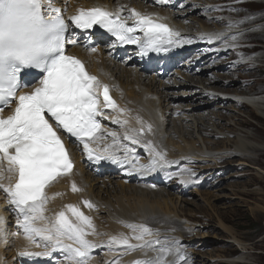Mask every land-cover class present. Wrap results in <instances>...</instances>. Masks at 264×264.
I'll return each mask as SVG.
<instances>
[{
    "label": "snow or ice",
    "instance_id": "6c2138e0",
    "mask_svg": "<svg viewBox=\"0 0 264 264\" xmlns=\"http://www.w3.org/2000/svg\"><path fill=\"white\" fill-rule=\"evenodd\" d=\"M34 2L42 16L48 18L49 27L54 32V43L50 51L56 56L47 70L46 78L39 85H34L30 93L21 92L23 87L17 83L16 76L18 68L6 80L0 77V190L6 194L10 210L16 217L17 228L23 232L28 242L19 251L20 256L51 258L54 252H60L63 254L61 264H89L92 250L101 246L88 239L91 235H100L92 218L76 205L65 206L66 210L60 211L54 217L46 215L48 202L55 198L49 197L46 190L58 178L71 175L74 169V162L60 135L61 130L82 145L89 160L97 163L107 160L127 167L129 175H146L173 162L168 160L167 152L152 140L141 138L145 131L152 132L151 124H147L146 129L128 128L123 134L125 140L144 148L149 156L147 164L141 163L135 149L122 144L115 132L107 133L113 138L112 143L101 147L105 135L102 134L104 130L100 118H111L114 123L125 127L129 125V120L121 119V115H126L129 110L119 107L110 95L109 86L89 74L80 59L66 54L69 45L75 46L78 43L69 34L70 27L90 30L99 26L114 38L112 47L134 45L142 57L150 53L168 52L172 47L191 41L181 38L180 33L167 24L158 22L153 14H143L135 9L131 10L130 15L122 17L120 11L112 13L100 7L87 10L81 8L65 19L54 0ZM169 2L170 0H159L161 4ZM210 10L220 11L221 8L215 6ZM208 11L206 9V14ZM130 19L134 21L131 25L127 23ZM235 26L232 22L228 24L229 29ZM225 37V32L202 33L200 36L209 42H224ZM230 39L236 41L238 37L232 35ZM84 46L92 54L99 51L90 38ZM230 46L236 45L225 42V47ZM13 104L15 107L12 114L4 118L2 113L5 108ZM106 109L116 115L109 116ZM136 120L144 124L139 116ZM181 182H185L183 178ZM71 189L73 192L82 191L75 182ZM83 203L90 209L96 207L89 200ZM120 223L131 229L132 235L119 233L111 236L104 242L109 250L124 249L123 254L144 251L146 258L135 261L134 264H187V253L178 239H160L158 230L144 223ZM6 225V218L0 216V239L4 242L8 235ZM14 234L19 236L20 231ZM32 246L44 250L30 251ZM148 251H153L156 255L149 258ZM169 257L173 259L169 261ZM111 264H120V260L117 259Z\"/></svg>",
    "mask_w": 264,
    "mask_h": 264
},
{
    "label": "rangeland",
    "instance_id": "374dc122",
    "mask_svg": "<svg viewBox=\"0 0 264 264\" xmlns=\"http://www.w3.org/2000/svg\"><path fill=\"white\" fill-rule=\"evenodd\" d=\"M182 1H187L186 8L188 10L196 6L199 9L198 11L201 12L206 5L207 7L214 5L226 7L213 12L222 15V18L225 19L220 18L217 21L221 22L219 30L224 31L227 35H235L238 39L231 41L228 38V44L236 45L235 47L230 46L232 50H229L232 56L228 61H231L230 63L234 62L231 64L233 67L228 66L226 68H230L227 71H214L211 76H206L204 80L211 85L209 88L206 89L199 83H195L191 89L176 90L185 101L190 99L189 102L182 105L183 108H189L187 106H191L193 103L203 107L204 102H200L201 100L196 101L203 94L209 93L215 98H221L226 102L218 104V111L215 107L214 111L207 110L204 112L205 117L210 119L208 123H204L206 126L204 129H207V131L198 132L195 125L191 129L192 132L184 133L185 136L188 135L187 139L189 141H196V148L200 153L203 151L202 154L206 158H202V162L199 163L194 161L189 164L183 163V166L181 165L179 168L176 166L171 167L170 172L173 175L168 180V184L171 185L161 184L157 188L154 185V189L143 188L148 190L145 193H151V198L158 203L162 204L164 199L167 202L169 201L168 206L171 207V211H174L171 213L165 212L167 210L163 208L164 205H161L160 208V205H155L154 208L158 210V215H167L173 220L180 221L178 226L172 224V222L157 221V223L163 225L150 227L158 230V238L178 239L187 253V264H264V152H262L264 151V107L260 106L261 110L258 109V111L250 108L241 103L242 101L239 99H242L241 96L226 93L223 90H227L222 84L212 83L213 76L217 79L221 76L224 80L221 82H235V86H231L230 90L235 89L237 91L232 93L244 95L246 92L251 94L254 92L255 97L251 99L264 102V58H260L264 54V0H180L178 5ZM178 5L176 7L177 13H179ZM229 5L230 7H227ZM208 13L206 14L205 10L204 15H209ZM198 15L201 17L195 15L189 17L194 20L196 30L199 28L198 23L208 20L201 13H198ZM253 20H256V22ZM217 22L211 23L216 26ZM229 22L236 26L229 29ZM208 29L212 30L213 26ZM257 44L263 48H251ZM237 51L238 53H236ZM227 54L228 52L224 56H220L222 57L221 60H224L225 57L227 60L229 57ZM189 56H186L185 59ZM189 60L191 59L189 58ZM186 63L190 65L192 62L187 61ZM230 63L222 61L221 64ZM207 65L203 67L207 68ZM184 70L182 63L181 67L174 68L170 72L169 82L174 85L183 82ZM201 78L196 77L195 79ZM148 86L149 82L143 85L145 88ZM153 100L159 101V98H153ZM212 112H214L213 115ZM193 114L190 113L192 116ZM176 127L178 126L174 123V130ZM203 139L218 144L210 145L208 142L204 143ZM186 145L189 148L192 147L190 142ZM247 145L259 149L258 152L241 151L240 148L246 149ZM180 146L184 147L185 145L181 143ZM227 147L231 153L237 151L248 156L247 158L244 156L226 157V160L219 161L212 158L213 156H230V152L227 153L223 150ZM176 151L178 152V150ZM170 153L168 155L169 160L174 156H184ZM200 153L195 151L197 155H200ZM241 162L243 164H240ZM182 169L190 171L182 172ZM182 178L185 182H181ZM103 181L105 180H101V183ZM112 184V182L109 184V190L112 189L110 190L111 193L115 191L116 187L111 186ZM159 192L161 195L154 196ZM107 198L111 204L115 201L113 195L109 197V194H107ZM149 209H152V207ZM152 210L154 211V209ZM99 211L93 212L90 216L96 218L97 221L99 220L95 226L96 228L101 230L104 227L107 230L109 219L106 208ZM11 234H13L12 231ZM11 237L15 239L14 235H11ZM172 259L173 257L169 258L170 261ZM100 261V263L104 262L103 260Z\"/></svg>",
    "mask_w": 264,
    "mask_h": 264
},
{
    "label": "bare ground",
    "instance_id": "6f19581e",
    "mask_svg": "<svg viewBox=\"0 0 264 264\" xmlns=\"http://www.w3.org/2000/svg\"><path fill=\"white\" fill-rule=\"evenodd\" d=\"M127 2L128 0H124L123 3L129 4ZM170 2L172 3L173 0H170ZM54 3L56 4L57 7L61 8L62 13L66 15L77 13L81 8L87 10L93 7L109 8V6L113 7L115 5L117 6L120 5L121 10H126V7L122 5L121 1L116 2V0H54ZM130 3L137 4L138 6H134V7H139L140 10H146L148 8L158 10L157 12L152 11L153 14L156 16L167 15V13L162 7L163 4L159 3V0H151V1L150 0H130ZM227 7H230V6H227ZM198 10L199 9H194L190 11L188 9H185L181 11V13L179 14L181 15L187 14L186 16L188 17H190V15L201 17L200 15H198V13H201V11H198ZM130 12L131 10L127 11L126 15L127 16L130 15ZM181 20L183 21L184 18H182ZM187 20L189 19H185L183 22H186ZM253 21L256 22V20H253ZM217 23L221 24L220 21ZM197 26H199L198 29L200 30L210 31L208 28H210L211 26H215V25H213L211 21L203 20L201 23H198ZM216 30H219V29H216ZM69 34L73 38L77 39V41L81 37L80 35L75 34V33H69ZM84 45H85L84 43L79 42L77 45L72 46L71 50L78 52L81 55H84L85 60L88 64V67L90 68L92 72L99 75V78H102L105 75H112L111 79L113 80V84L118 87V95L120 97L118 101H119L120 108L129 110L126 115H121V119L129 120L128 126L121 127L120 125L114 123L112 119H110V123H108V126L103 128L104 131L102 134L105 135V139L101 142V144H103L101 145V147H103L106 144H111L113 141V138L107 135L108 132L117 133L119 135L120 142H121L123 138V134L128 128L139 129L141 127H144L146 129L147 124H151L153 132L157 133V135L159 136L158 139L164 142L166 151L171 150L170 152L175 153V155H182V156L184 155L186 156V158L192 154L193 156H195V158L193 159L192 155L190 157L192 158V160H194L197 163L202 162L203 160L202 158H206V156L202 154L204 152L201 150L202 152L200 153L199 150L196 148V141H193V140L189 141V139H187L188 135L185 136L184 133L192 132L191 129L195 125H196V128L198 129V132L207 131V129H204V127L206 128L204 123H208L210 119L205 117L204 112L207 110L214 111L215 107H216V110L218 111L219 110L218 104L221 102H226V101H224L221 98L217 99L212 94H203L202 96H200L201 95L200 94L199 95L200 97L196 102L200 100H201L200 102H204L205 104L202 105L203 107H201L200 105H194L193 103L191 106H187L189 108H186V107L183 108L182 105L189 102L190 99H187V101H185V99L182 98V95L177 93L176 90L191 89L193 87V84L195 83H199L200 85L204 86L206 89L209 88L211 85H209V82L204 80V78L206 76H209V74H211L210 71L211 70L216 71V72L227 71L230 67H233L231 66V64L234 63L233 61L232 63L226 64V65L213 64V61H214L212 57L213 54L208 52L204 58L197 59V60H198V64L202 65V67L206 64L211 63L212 66L210 67V71H208L207 69L206 70L203 69L204 67L201 69L190 67L188 70L189 75H186L185 82L184 81L179 82L177 87H173V85H171L169 81H168L169 83L165 81L163 82L162 80L160 81V79H157L156 77L153 78L147 75H142V69H145V67L143 65L140 66L139 62L135 58L127 59L125 62H120V57L115 56L113 51H110L108 48L99 49L97 53L92 54ZM211 46L216 47V45H213V44H211ZM253 47L263 48L259 44L254 45L251 48ZM204 48L205 46H203V43L198 42L196 45L192 47L193 50L191 51L192 53H196V52H200ZM229 50H232V49L229 48ZM226 52H228L227 56L230 57L231 54L229 53V51H222L219 54L218 58L220 56H224ZM175 55L176 53L171 54L170 52H161V54H159L156 58V63L157 64L164 63L165 58H171L172 56H175ZM263 55L260 56V58H264ZM220 59H222V57H220ZM224 60H226V57ZM112 64H116L115 65L116 68H114ZM136 65H139V66L136 68ZM228 66L230 67L227 69L226 67ZM132 68H136V69L132 70ZM196 77H202V78L195 79ZM212 78H213L212 83H218L219 85L222 84L225 87L227 91L223 90L224 92L236 94L237 96H241L242 99L241 98L239 99L242 101V102L240 101L242 104H245L249 106L250 108H254L257 111L258 109H260V106L264 107L263 101L251 99L255 97L253 94L254 92L252 94L246 92L244 95L232 93L233 91L235 92L237 91L235 89L230 90L232 87L235 86V82L230 81L231 84L228 82H221V81H224L221 76H219L218 79L215 76H213ZM146 82H149V86L147 88L143 87V85ZM110 90L113 91V88L111 87ZM257 95L256 97H258ZM153 98H157V99L159 98V101L158 100L155 101L153 100ZM191 100H193V98H191ZM183 110H185V112ZM190 113H194L193 114L194 118H192L193 116L190 115ZM200 113H202L203 115ZM255 113L257 112L255 111ZM213 114L214 112H212V115ZM196 115H198V117H196ZM137 116H139L142 119V121L144 122L143 125L137 122L136 120ZM174 123H176L178 126L176 127L175 130L173 128ZM115 129H118V130H115ZM146 136H148V133L145 131V136H143L142 139H146ZM125 141H126L125 143L129 142L128 140H125ZM188 142H190V145L192 147L189 148L188 145H186L188 144ZM203 142L204 143L208 142L210 145L218 144V143H212L208 140H204ZM181 143H183L185 146L184 147L180 146ZM225 146L226 145L224 144V147ZM68 149L74 161V169L71 175L58 178V180L54 182L46 190L47 194L48 195L50 194V197H55L54 201L53 202L49 201L48 202L49 205L47 204L46 206L47 208L46 215L48 217H54L52 213H56V212L59 213L62 210H66L65 206L67 205H76L84 212L85 215L93 218L92 216H90L91 214H89L88 211H94L95 208L90 209L83 203V201L89 200L98 208V211L100 209L103 210V208H106V211L108 213L107 217L109 221L107 224L108 226L107 230H105L104 227H102L101 230L99 228H96L97 233H99L100 235H91L88 237V239L95 241L96 239H100L101 236H104L103 237L104 242L108 241L111 236L118 235L119 233H125L128 235H132L131 229L125 227L124 224L120 223V221H127V222L137 223V224L144 223V224H147L149 226H154V227H159L160 225H163L161 223H157V221L172 222V224H175L176 226L180 224L179 223L180 221L173 220L171 217H168L167 215H164V216L158 215L157 214L158 210H155L154 208L155 205H158V206L160 205L159 208L161 207V205H164L163 208L167 210L165 212H170V213L174 212V211H171V207L168 206L169 201L167 202V200L164 199L162 204L158 203L157 201H155V199L153 200L151 198V195H152L151 193L150 194L145 193L148 190L143 189L145 190L143 191L139 189L140 187H136L133 185H125L124 183L120 181L116 183L114 182L115 179H112L113 184L111 186H116L118 188L115 187V191L111 193L110 190L112 189L110 188L109 190L110 183L105 182L106 180H109V179H106L102 183L100 180L101 178L105 177L106 171H108V170H105L106 161L104 160V161H100L99 163H97L95 161L89 160L82 150V145H80L76 141L68 145ZM240 149L241 151L244 150V152H246L247 150L248 152L249 150L258 152L259 150L251 146H248L246 149H243V148H240ZM176 150H178V152ZM223 150H225L227 153L230 152L229 153L230 156H226V155H224L223 157L213 156L212 158H214L215 161H219L223 159L226 160V157L231 158V157H236V156H244L247 158L248 156V155L239 153L237 151H232L231 153V151L228 150V147ZM121 151L123 150L121 149ZM195 151L200 153V155L195 154ZM240 164H243V163L241 162ZM87 168L94 170L96 178L87 173L86 171ZM118 169H120V166L117 165L114 167V172L112 176L118 175L121 178H123L124 174L119 172ZM161 170H162V167L158 168L156 171L159 174L160 173L163 174V171ZM5 175H7V173H5ZM73 182H75L77 187L82 189V191L73 192L71 189ZM158 182L162 184V183H165V180H159ZM5 183H7V180H5ZM58 193L60 195H56ZM107 194H109V197L113 195V199H115V201H113L112 204L110 201H108ZM155 195H161V193L159 192V193L154 194V196ZM2 206L3 204L0 201V209H2ZM151 207L152 209H154V211L152 209H149ZM68 215L71 219L75 220L74 217H71V213H68ZM93 219H94V223L96 226L99 220L97 221L96 218H93ZM11 235L13 236V234H10V233L7 235L6 242L0 239V264H17V253L18 252L16 251L17 250L20 251L21 249L23 250L28 245V242L26 240H21L19 237L17 239L16 238L13 239ZM92 236H97V238H93ZM160 239L162 238L160 237ZM132 242L136 243V241H132ZM34 249L38 250V248H35V246H32L29 250H34ZM115 252L110 253L111 255L110 258L102 263H100L101 261H99L98 259L92 258L89 261V264H111V262L116 261L117 259L120 260V264H129L131 260H133L134 257L138 258L139 260H142L143 257L145 256V252L141 250L123 254L124 249L117 248ZM54 253L56 257H58L60 254V252H54ZM151 253L152 251H148L147 256L151 255V257H154L156 255V254H151ZM57 264H61V261L58 260Z\"/></svg>",
    "mask_w": 264,
    "mask_h": 264
},
{
    "label": "clouds",
    "instance_id": "9594fccd",
    "mask_svg": "<svg viewBox=\"0 0 264 264\" xmlns=\"http://www.w3.org/2000/svg\"><path fill=\"white\" fill-rule=\"evenodd\" d=\"M54 32L34 0H0V77L21 66H38L54 54Z\"/></svg>",
    "mask_w": 264,
    "mask_h": 264
}]
</instances>
